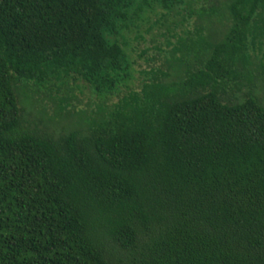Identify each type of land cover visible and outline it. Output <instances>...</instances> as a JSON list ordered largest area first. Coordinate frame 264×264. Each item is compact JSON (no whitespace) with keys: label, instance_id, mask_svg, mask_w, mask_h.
<instances>
[{"label":"trees","instance_id":"16d2710c","mask_svg":"<svg viewBox=\"0 0 264 264\" xmlns=\"http://www.w3.org/2000/svg\"><path fill=\"white\" fill-rule=\"evenodd\" d=\"M186 1L0 0V264H264V0L201 7L129 86Z\"/></svg>","mask_w":264,"mask_h":264},{"label":"rangeland","instance_id":"374dc122","mask_svg":"<svg viewBox=\"0 0 264 264\" xmlns=\"http://www.w3.org/2000/svg\"><path fill=\"white\" fill-rule=\"evenodd\" d=\"M186 2L187 4H185V7L190 8L191 11L194 12L192 15L186 16L187 11L183 12V14H185L184 16L171 14L169 16L167 15L163 19H161V17H163L161 14L157 13L152 15L150 18L152 22L156 21L157 19H161L162 23L154 26L149 33L143 32V40H139L137 42L131 41V46L133 48L132 52L130 53L131 60L133 62V79L129 83L131 88L138 89L140 87L142 80L145 78L140 74V72L143 70L148 71L149 69H160L163 72H169L167 69V60L170 58L169 53L171 49L173 47H179L183 45L188 41V39L194 38L196 28L204 26V22L199 19L196 13L201 7L208 8L210 6H216L220 13V17L224 12V0H187ZM221 22L223 23V20H221ZM220 27L223 30L226 28V26ZM206 35L207 31L203 29L201 31V36ZM263 50V48L260 50L255 49V51H250V54L253 55V57L256 56V59H254V65L251 68L252 76L258 84L256 95L264 103V77L259 69L261 56L264 52ZM180 55V53H177L176 57H179ZM69 84L72 86L71 83ZM77 85L79 86V89L75 88L72 90V95L75 97V99L71 100V104L74 105L76 110L90 109V104L93 108V104L98 101L97 98L90 94V89L81 82H78ZM122 91H125V89H122ZM244 91L245 89L243 88L241 93ZM236 93V96L231 94L225 96L224 101L236 102L240 100L241 93ZM48 114L51 116L52 111L49 110Z\"/></svg>","mask_w":264,"mask_h":264}]
</instances>
